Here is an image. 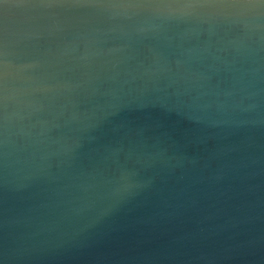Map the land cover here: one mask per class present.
Listing matches in <instances>:
<instances>
[{"label": "water", "instance_id": "water-1", "mask_svg": "<svg viewBox=\"0 0 264 264\" xmlns=\"http://www.w3.org/2000/svg\"><path fill=\"white\" fill-rule=\"evenodd\" d=\"M0 264H264V7L0 4Z\"/></svg>", "mask_w": 264, "mask_h": 264}, {"label": "snow or ice", "instance_id": "snow-or-ice-1", "mask_svg": "<svg viewBox=\"0 0 264 264\" xmlns=\"http://www.w3.org/2000/svg\"><path fill=\"white\" fill-rule=\"evenodd\" d=\"M6 0H0V4L5 3ZM18 6H27L30 4V0H14ZM79 2V0H75ZM194 3L207 4L209 6H239L249 7L252 4L258 3L264 7V0H192Z\"/></svg>", "mask_w": 264, "mask_h": 264}]
</instances>
